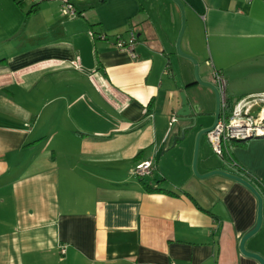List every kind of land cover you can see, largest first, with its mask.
I'll list each match as a JSON object with an SVG mask.
<instances>
[{
  "label": "crops",
  "instance_id": "0c3cea01",
  "mask_svg": "<svg viewBox=\"0 0 264 264\" xmlns=\"http://www.w3.org/2000/svg\"><path fill=\"white\" fill-rule=\"evenodd\" d=\"M63 1L0 0V264H260L239 249L256 196L193 170L216 98L177 40L184 22L180 50L199 79L210 81L209 60L229 107L257 97L256 115L264 0H70L75 17ZM131 30L134 57L115 45ZM180 91L198 124L183 138ZM210 150L202 135L199 175L223 170L261 196L244 248L264 258V136ZM150 159L152 173L136 176Z\"/></svg>",
  "mask_w": 264,
  "mask_h": 264
},
{
  "label": "built area",
  "instance_id": "2783aa9c",
  "mask_svg": "<svg viewBox=\"0 0 264 264\" xmlns=\"http://www.w3.org/2000/svg\"><path fill=\"white\" fill-rule=\"evenodd\" d=\"M31 4H36L42 0H28ZM250 1V0H248ZM61 11L64 15L75 17L77 12L75 6L70 0H64L61 5ZM89 35L94 38L92 31ZM97 37L104 39L105 35L99 34ZM136 43L135 32L131 30L127 40H124L120 34L115 35V45L121 50L134 54V45ZM206 64L212 68L210 82L217 89L219 94V107L221 114L217 124L212 130L206 133L207 139L213 152L222 157L227 151V143L230 141L246 140L248 138L264 136V109H261L256 115L251 112L254 103H257V97L241 98L236 100L232 105L230 112L227 114V97L225 93L226 80L224 75L216 70L212 62L206 61ZM262 98H259L261 100ZM178 121L177 116H173L169 121V133L172 131L175 123ZM154 162L146 160L138 163L134 168V174L139 177H145L152 173ZM61 252H65V247L61 246Z\"/></svg>",
  "mask_w": 264,
  "mask_h": 264
},
{
  "label": "water",
  "instance_id": "95a60500",
  "mask_svg": "<svg viewBox=\"0 0 264 264\" xmlns=\"http://www.w3.org/2000/svg\"><path fill=\"white\" fill-rule=\"evenodd\" d=\"M180 7L181 9V3L179 0H174ZM182 33V31H181ZM180 33V35H181ZM177 49L180 52V54H182L183 56L187 57L188 59H190L195 67H194V74H195V78L196 80L200 83L203 84L207 87H209L212 92L214 93V96L216 98V109H215V114H214V120L213 123L211 124V126L207 127V128H202L197 132L196 135V140H195V149H194V156H193V163H192V167L193 170L195 172V174L199 177H207L213 174H219L222 176H225L227 178H230L232 180H235L237 182H239L240 184L244 185L245 187H247L258 199V214H257V221L255 226L247 233H245L239 243V249L240 252L246 256L252 257L254 259H256L260 264H264V258H262L260 255L256 254V253H252V252H248L247 250H245L244 248V244L245 241L247 240V238H249L251 235H253L257 229L259 228L260 224H261V220H262V198L259 195V193L256 191V189L246 180H244L243 178L230 174L228 172H225L223 170H213L211 172H208L207 174L204 175H199L195 169L196 167V160H197V150H198V143H199V139L202 135H205L207 132H209L210 130H212L214 128V126L217 124L218 119H219V114H220V110H219V94L217 89L213 86V84L209 81V82H203L199 79L198 74H197V62L195 61V59L187 54H184L180 51L179 49V39L177 40ZM180 98H181V107L180 109L177 111V115L183 119H187L191 121V124H189L186 128L182 129V135L181 138L184 137V131L185 129H191V128H195L198 124H197V116L196 115H190V106L187 102L186 96L184 94L183 91L179 92Z\"/></svg>",
  "mask_w": 264,
  "mask_h": 264
},
{
  "label": "rangeland",
  "instance_id": "374dc122",
  "mask_svg": "<svg viewBox=\"0 0 264 264\" xmlns=\"http://www.w3.org/2000/svg\"><path fill=\"white\" fill-rule=\"evenodd\" d=\"M23 2L25 3V5H30V2H29L28 0H23ZM183 30H184V22H183V25L181 26L180 33H181V31H182V33H183ZM179 35H180V34H179ZM181 37H182V34L179 36V49H180V40H181ZM180 51H181V50H180ZM195 61L197 62L196 59H195ZM201 64H202V66H204L203 63H201ZM198 66H199V64H198V62H197V71H198ZM194 67H195V65H194ZM209 154H211L212 158H217V156H216L213 152H211V150L209 151ZM195 169H196V171H197V162H196V167H195Z\"/></svg>",
  "mask_w": 264,
  "mask_h": 264
},
{
  "label": "trees",
  "instance_id": "16d2710c",
  "mask_svg": "<svg viewBox=\"0 0 264 264\" xmlns=\"http://www.w3.org/2000/svg\"><path fill=\"white\" fill-rule=\"evenodd\" d=\"M15 1H16V0H15ZM36 4H37V3H36ZM228 103H229V102L227 101V110L230 112V110H231L230 108H231V107H229V104H228Z\"/></svg>",
  "mask_w": 264,
  "mask_h": 264
}]
</instances>
